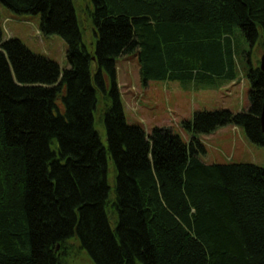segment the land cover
I'll list each match as a JSON object with an SVG mask.
<instances>
[{"label":"trees","instance_id":"1","mask_svg":"<svg viewBox=\"0 0 264 264\" xmlns=\"http://www.w3.org/2000/svg\"><path fill=\"white\" fill-rule=\"evenodd\" d=\"M0 3L40 14L69 64L5 39L0 23V264H67L72 242L93 264H264V166L207 164L198 139L231 125L264 147L252 59L264 0H92V50L73 0ZM130 55L143 82L195 89L236 81L247 62L249 109L196 112L183 122L189 142L171 127L148 134L128 123L117 84Z\"/></svg>","mask_w":264,"mask_h":264},{"label":"rangeland","instance_id":"2","mask_svg":"<svg viewBox=\"0 0 264 264\" xmlns=\"http://www.w3.org/2000/svg\"><path fill=\"white\" fill-rule=\"evenodd\" d=\"M73 3L84 44L92 50L95 46L90 17L92 0H73ZM0 23L5 39H19L33 53L57 62L62 71L69 68L66 41L59 35L46 36L41 32L40 14L19 15L0 3ZM263 52L264 32L252 48L254 63L261 59ZM248 67L247 62L238 66L237 80L219 89H195L192 81L145 83L141 78L138 57H121L117 62V84L126 119L130 125H141L148 134L155 127H171L175 134L189 142L193 135L183 127V122L192 120L196 112L218 109L242 112L249 109L251 84ZM103 108L101 102L99 113ZM99 113L96 115V127L106 143V130ZM198 139L206 148L200 157L207 164L252 163L264 166V147L252 143L242 127H221L212 134L198 135ZM69 252L67 264H93L77 243H71Z\"/></svg>","mask_w":264,"mask_h":264},{"label":"water","instance_id":"3","mask_svg":"<svg viewBox=\"0 0 264 264\" xmlns=\"http://www.w3.org/2000/svg\"><path fill=\"white\" fill-rule=\"evenodd\" d=\"M260 69L264 73V52L260 59ZM261 125H262V130L264 132V103H263L262 114H261Z\"/></svg>","mask_w":264,"mask_h":264}]
</instances>
